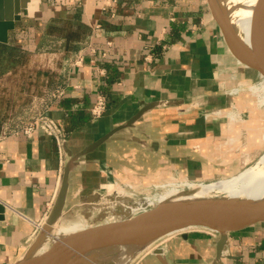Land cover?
Segmentation results:
<instances>
[{"label":"crops","instance_id":"0c3cea01","mask_svg":"<svg viewBox=\"0 0 264 264\" xmlns=\"http://www.w3.org/2000/svg\"><path fill=\"white\" fill-rule=\"evenodd\" d=\"M221 1L237 35L261 56L246 0ZM24 17L41 28L30 42L18 38L27 49L48 36V25L69 20L86 26L74 50L83 53V62L65 69L62 94L42 109L59 124L73 154L149 106L79 158L66 207L111 181L161 168L202 181L230 177L263 145L256 138L259 119L241 120L246 110L238 104L251 70L229 52L206 0H41L34 16L23 11ZM14 30L7 45L14 44ZM98 95L107 107L92 118L89 108ZM248 138L252 151L243 154L241 142ZM67 159L41 128L28 137L0 125V264H12L27 249L56 198ZM217 238L189 228L160 240L159 256L150 250L134 264H264V224L230 233L219 255Z\"/></svg>","mask_w":264,"mask_h":264},{"label":"water","instance_id":"95a60500","mask_svg":"<svg viewBox=\"0 0 264 264\" xmlns=\"http://www.w3.org/2000/svg\"><path fill=\"white\" fill-rule=\"evenodd\" d=\"M40 2L41 0H0V43L8 44L10 32L21 20L22 12L26 11L27 16L33 17ZM206 5L232 56L264 80V57L260 58L253 46L236 34L219 0H206ZM253 17V33L264 31V0L257 1ZM148 108L149 106L142 108L126 124L113 128L76 154L64 144L68 159L45 224L24 253L12 264H75L104 250L130 243L147 244L156 233L169 235L181 233L187 228H204L217 233L216 250L219 255L230 233L264 224V207L258 203L234 202L223 196L166 200L134 214L64 234L45 250L34 254L44 232L48 231L65 211L70 173L79 158L99 147L120 128L131 125ZM97 196L98 193L88 195L86 200L95 199ZM1 211L0 206V220L3 219ZM161 252V248H156L152 253L159 256Z\"/></svg>","mask_w":264,"mask_h":264},{"label":"rangeland","instance_id":"374dc122","mask_svg":"<svg viewBox=\"0 0 264 264\" xmlns=\"http://www.w3.org/2000/svg\"><path fill=\"white\" fill-rule=\"evenodd\" d=\"M251 16L254 20L252 12ZM52 25L63 26L60 22ZM40 29L24 17L16 23L14 33H12L14 44L10 45L23 50V55L0 48V125L8 124L11 130H21L42 113L45 103L54 97L57 90L61 89L64 71L69 68L68 60H72L77 52L74 50L66 51L64 45L59 43L56 38L53 39L54 36L49 37L50 35L39 39L33 48L19 47L18 38L20 36L21 41L26 39L30 42L33 39V31L37 32ZM250 78V81L240 91L243 95L238 100L239 108L246 110L240 115L241 120L248 119V115L251 118L259 119L260 129L256 138L259 137L263 145L252 151V145L249 142H252L251 139L248 138L247 142H241L240 151L243 154L252 151V155H249V159L243 161L244 163L242 162L238 172L232 175L234 177L249 172L250 168L257 166L258 161L264 155V103L262 104L260 101L264 98V82L262 83V78L252 70ZM229 115L236 119L239 114L231 111ZM224 178L229 177L219 176L213 180L202 181L184 176L179 172L169 173V171H163L161 168L149 174H142L141 172L134 176L124 177L122 180L111 181L102 191L98 192L97 198L76 200L71 206L66 207L62 217L58 220L56 230L53 232L56 233L55 236L59 237L84 229L91 224L109 222L157 204L155 198L169 188L182 189L183 192L194 186H214L215 184L211 183ZM78 222H84L83 224L87 225L80 228L76 226ZM40 225L35 228L27 248L40 232ZM53 240L54 238L44 246L43 250ZM158 243L160 241L154 242V245L157 246ZM144 253L146 250L138 253L129 264H134ZM96 262L97 264H108L109 258L102 257ZM113 264H122V259L117 257Z\"/></svg>","mask_w":264,"mask_h":264},{"label":"bare ground","instance_id":"6f19581e","mask_svg":"<svg viewBox=\"0 0 264 264\" xmlns=\"http://www.w3.org/2000/svg\"><path fill=\"white\" fill-rule=\"evenodd\" d=\"M243 5L244 2L243 0H239ZM258 0H246L248 6L250 7L252 13L253 9L256 5ZM220 5L225 11V14L228 17V12L226 8L224 7L223 3L221 0H219ZM251 18V25L253 27L254 20L252 19V16L250 15ZM229 19V17H228ZM230 20V19H229ZM231 24V22H230ZM232 26V24H231ZM233 30L235 31L234 27L232 26ZM236 32V31H235ZM237 34V33H236ZM259 40L261 41L262 44V54L261 56L258 55L260 58L264 57V31L261 30L260 32L255 33ZM224 178V179H219L211 184H215L214 186H194L191 189H187L182 192V189L178 188H169L167 189L164 193L159 195L158 197L155 198L156 202H163L166 200H174V199H190V198H203V197H213L217 195H223L224 198L227 200H231L234 202H242V203H258L261 206L264 207V155L260 158L258 161L257 166L254 168H250V171L241 175H237L233 178ZM233 178V179H232ZM185 185V184H184ZM190 185V184H189ZM202 185V184H201ZM134 214V213H131ZM47 217V216H46ZM44 219L43 223L40 225V229L44 226L45 224ZM84 223V222H83ZM81 222L77 223V227L83 228L87 224H83ZM97 224V223H96ZM58 225V220L52 224L51 228L44 232V235L39 242L36 251L34 254L40 253L43 251L44 246L52 239L54 238L57 239L59 237L55 236L56 233L53 231L56 230ZM68 225V224H66ZM94 225V224H91ZM91 225H88L91 226ZM189 229V228H187ZM185 229V230H187ZM184 231V230H183ZM181 231V232H183ZM174 234V233H172ZM170 235V234H169ZM168 234L166 235H160L159 233L153 234L151 236V241L147 244H137V243H130L129 245H124L122 247H117L113 248L110 250H104L99 253L93 254L87 258H83L76 262L75 264H97L98 259H102V257H108L109 262L108 264H113L116 258H121L122 259V264H129V262L140 252H143L146 250V252H153L156 248L160 247H151L154 242L156 243L157 241L159 242L160 240L164 239ZM53 240V241H54ZM52 243V242H51ZM50 243V244H51ZM49 244V245H50Z\"/></svg>","mask_w":264,"mask_h":264},{"label":"built area","instance_id":"2783aa9c","mask_svg":"<svg viewBox=\"0 0 264 264\" xmlns=\"http://www.w3.org/2000/svg\"><path fill=\"white\" fill-rule=\"evenodd\" d=\"M90 50L94 51L93 48H91ZM102 55L104 56L105 52H103ZM83 60H84L83 53L81 51L76 52L74 54L73 59L68 60L69 67L78 66L83 62ZM60 94H62V89L57 90V93L54 94V97L59 96ZM106 107H107L106 98L104 97V95H98L93 105L89 108V114L91 115L92 118H99L106 110ZM37 127L41 128L46 134L54 138L58 150L62 154L64 152V137L59 124L55 120L40 113L32 123L23 127L21 130L28 137H31V134ZM211 232L217 235V233L213 231Z\"/></svg>","mask_w":264,"mask_h":264},{"label":"trees","instance_id":"16d2710c","mask_svg":"<svg viewBox=\"0 0 264 264\" xmlns=\"http://www.w3.org/2000/svg\"><path fill=\"white\" fill-rule=\"evenodd\" d=\"M59 22L60 24L62 23L63 26L49 25L47 34L63 39V45L66 51L75 50L76 43L86 34V26L79 21L71 22L69 20H61ZM0 48L5 50L8 49L9 52L18 53V55H23L24 53L23 50L7 44L0 43Z\"/></svg>","mask_w":264,"mask_h":264}]
</instances>
